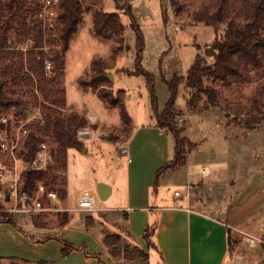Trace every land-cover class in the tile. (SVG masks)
Segmentation results:
<instances>
[{
  "label": "rangeland",
  "instance_id": "obj_1",
  "mask_svg": "<svg viewBox=\"0 0 264 264\" xmlns=\"http://www.w3.org/2000/svg\"><path fill=\"white\" fill-rule=\"evenodd\" d=\"M5 1L3 0L4 3ZM44 1L19 0L13 9L6 5L0 9V20L12 25L5 34L8 47L0 50V73L6 79L7 96L21 101L20 104H14L3 112L1 122L6 120L2 122L7 126L6 137L10 143L17 134L22 119L28 115L26 111H31L32 115H35L37 107L41 105L45 122L40 123L37 117L26 126L30 132L42 136L52 150L47 154L40 152L34 163L28 164L21 156V152L25 149L26 135L20 137L15 153L16 159L8 150L0 146V174L5 176V179L0 180L1 190L6 192L5 197L0 201L3 209L14 215L13 224L25 235L46 238L50 235H62L63 225H60V215H67L68 220H71V216L80 211L78 214L82 218L87 214H93L95 220H100L96 216L99 213L104 220L113 222L114 214L107 217L104 213H112L126 205L129 161L123 150L126 149L130 139L132 145L129 142V157L134 160L130 177L131 188L134 189L135 194L143 196L147 191L154 193L160 190L164 197L169 198L174 196L177 189L185 192L187 188H192L193 199L200 197L201 194L210 195L211 199L201 207L219 216L226 214V203L232 197L235 202L253 206L247 215L249 221L257 225L258 234L251 235H264V59L260 65L249 70L245 79L233 82L231 85L205 77L204 86L214 87L218 91L216 104H208V98L203 94L196 105L188 106L187 100L192 92L186 88L185 82L181 81L175 102L177 124L179 127H185L183 135L195 145L187 153L184 163L158 175L160 166H164L174 155L175 139L171 131L157 125L147 77L129 72L135 70L137 50V36L131 26L129 15L123 9L116 8L115 0H82L84 7L82 28L76 37L74 35L69 48L64 52V75H59L53 70L52 62L50 67L45 65L46 77L54 82L60 81L61 87L65 88L66 105L63 107L51 104L50 100L46 99L45 93L38 86L37 79L32 82L25 68L29 51L37 45L32 33H35L33 30L36 26V14ZM127 1L132 5L136 20L144 34L142 65L154 78L158 109L162 112L171 96L169 81L175 76H185L197 54L206 58L209 64L214 63V55L217 53L216 34L221 35L226 24L219 22L217 27L209 26L203 21H198L195 14L221 0H176L180 8L175 7L172 0ZM225 1L229 10L239 9L242 4V0ZM96 9L119 12L125 27L123 48L115 59L111 57L118 46L114 35L105 38L96 35L92 28L89 29L93 26L92 18ZM59 29L60 27L57 26L54 32L58 34ZM44 46V51L48 55L51 48L60 49L61 42L57 40L50 42L44 38ZM208 48H211L210 52H207ZM119 55H121L120 59ZM94 59H101L109 64L110 68L107 72L115 75L116 85L131 86L130 90L139 96L135 103L134 99L127 105L128 92L125 89L115 88L114 83L112 87L109 85L96 87L91 83ZM109 79L112 80L110 77ZM81 80L85 83L82 84ZM101 88L110 91L114 98L123 100L127 110L129 108L128 112L134 113L135 108L139 107L142 119L133 130L125 128L119 106L110 105L106 98L99 94ZM255 96H259L262 103V117L260 121L248 124L247 119L252 115L255 114L257 118V111L254 108ZM90 109L99 117L94 122L88 121V125L84 128L90 130V136L82 139L78 136L83 146L69 149L67 169L62 170L54 161V150L58 142L52 129L41 127L50 126L45 114L67 117L72 112H78L87 116L86 112ZM100 111L107 112L109 119L104 120ZM137 126L144 128L139 132ZM84 148L86 149L83 150ZM16 165L18 168L16 193L20 209L13 211L11 209L15 204L16 195L12 192L13 187L10 186V182H13ZM41 166L42 168L51 166L54 175L66 176V186L65 193L63 195L59 193L60 202L55 203V208L40 212L30 209L35 197V188L31 193H23L21 186L22 172L30 167ZM156 176H159L157 185ZM52 178L51 175L47 185L49 188L54 186L51 184ZM201 180L203 182L200 184L190 186V183ZM101 181L113 183V193L110 197L105 200L99 199V207L96 210L76 209L79 192L90 190L98 196L97 187ZM55 186L53 189L57 191L59 187L61 188L59 184ZM42 198L44 205L48 206L49 200L46 197ZM222 203H224L222 208L216 207L217 204ZM100 204L111 208V211L102 209ZM36 218L46 227H37L34 223ZM64 237L69 239L68 236ZM245 237L243 239L246 241ZM239 241L242 240L233 239L230 248L232 257ZM121 244L134 245L126 237ZM147 245L149 249V242ZM82 247L81 250L84 252L88 249L85 243ZM248 248L254 250L260 257V264H264V244L258 247L248 246ZM238 258L244 260L243 257H236L234 263ZM142 260L139 259L135 263L144 264L145 261ZM12 261L19 263L16 259ZM100 261L103 262L99 258L95 259V262L102 264ZM19 264L31 263L23 261ZM34 264L44 263L39 260ZM150 264H157L155 255L152 256Z\"/></svg>",
  "mask_w": 264,
  "mask_h": 264
},
{
  "label": "trees",
  "instance_id": "obj_2",
  "mask_svg": "<svg viewBox=\"0 0 264 264\" xmlns=\"http://www.w3.org/2000/svg\"><path fill=\"white\" fill-rule=\"evenodd\" d=\"M19 0H0V9L6 5L13 9L16 2ZM116 8L123 9L131 19V26L136 32V54H135V70L130 73L143 74L147 77L148 87L151 94L152 104L155 110V118L157 125L161 128H167L174 136L175 146L173 157L160 169L157 174L161 172L176 168L185 162L187 153L192 149L195 143L188 137L183 135L185 127H179L177 124V110L175 107L177 89L181 81L185 82L186 88L191 90V96L187 100L188 106H194L205 94L208 98V104H216L218 101V91L214 87L204 86L205 77L218 79L224 82L225 85H231L233 82H238L246 78L249 70L261 64L264 59V0H242L241 7L235 10H229L228 4L225 0H221L212 5H209L202 10L196 12L195 18L198 21H203L206 25L217 27L219 22L225 23L226 28L224 32L219 35L216 34L215 48L217 53L214 55V63L209 64L206 58L197 54L194 62L183 77L175 76L169 81L171 96L162 112L158 109V101L155 93L154 78L145 70L142 65L143 48H144V34L136 20L132 5L127 0H115ZM175 7H179L176 0H172ZM59 32L56 36H48L47 40L50 42H61V48H51L47 55L43 47L44 33L40 27L41 21L36 18V26L32 36L36 39V46L33 47L27 56V68L29 72L28 77L33 82L37 79L39 88L45 93L47 100L51 104L65 106L66 96L65 88L61 87V82H54L46 77L45 62L49 59L53 63V70L59 75H64L65 59L64 52L69 48L70 42L77 33L80 24L83 22L84 7L82 0H59ZM180 8V7H179ZM12 28V25L7 21L0 20V50L8 47L7 37L5 34ZM93 32L102 37H110L114 35L115 41L118 43L117 48L112 53L111 57L116 58L124 44L125 27L121 22L120 14L117 11L109 12L102 9H96L93 14ZM50 37V38H49ZM34 48H37V50ZM38 52V53H37ZM40 53V54H39ZM25 66V65H24ZM23 66V67H24ZM94 73L92 75L91 83L98 87L100 85L113 86V81L109 79L107 71L109 64L101 59H94L92 62ZM4 75V74H3ZM83 83L82 80L80 81ZM6 79L0 73V130L4 128V123L1 122V117L5 109L10 108L14 104H20L18 98H10L5 91ZM99 94L106 98L110 105H118L121 112V117L125 123L126 129H132L130 116L126 104L123 100L114 98L112 93L105 88H101ZM262 103L259 96L254 98V108L257 111L256 116L252 115L247 119V123L251 124L260 121L262 117L261 112ZM258 112L261 114H258ZM48 127L52 129V133L56 138L58 145L54 150V161L57 167L64 170L67 169L68 151L70 148H80L83 143L78 138V130L88 125L86 116L78 112H72L67 117L60 115L52 116L46 115ZM44 138L30 132L26 137L24 146L25 149L21 152L22 158L28 164L34 163L38 154L41 151V145ZM53 168L48 166L30 167L22 172L21 192L31 193L37 181H43L49 185V177L52 175L50 186L55 188L56 184L61 185L58 191L61 195L65 193L66 176L53 174ZM159 176H156L155 184L157 185ZM2 184L0 182V190ZM60 225L68 222L67 215H60ZM0 222L15 223V217L12 213L6 211L1 206L0 201ZM94 217L88 215L86 217V225L90 227L93 225ZM37 227H46L39 219H34ZM155 225H149L143 236L146 242H149V248L155 246L154 236ZM33 237V236H32ZM60 237V236H59ZM34 238V237H33ZM50 238V237H49ZM63 240L64 247L61 249L62 256H66L73 250L82 249V246H77L71 241ZM104 243L108 247L110 254L113 257H120L126 261L136 262L139 259L145 261L144 264H149V252L139 245L129 244L122 245V235L120 233L107 232L104 237ZM229 242L232 244V239L229 233ZM1 260V258H0ZM99 260H101L99 258ZM142 260V261H143ZM102 262V261H100ZM43 263V262H41ZM102 264H104L102 262Z\"/></svg>",
  "mask_w": 264,
  "mask_h": 264
},
{
  "label": "crops",
  "instance_id": "obj_3",
  "mask_svg": "<svg viewBox=\"0 0 264 264\" xmlns=\"http://www.w3.org/2000/svg\"><path fill=\"white\" fill-rule=\"evenodd\" d=\"M81 28L82 23L75 33V37ZM90 28L93 29V26ZM120 58L121 55H119ZM113 76L112 81L115 88L125 89L128 92L127 105L134 99L135 103L139 97L138 94L132 92L131 86L128 84L116 85L115 75ZM135 109L134 113L129 111L132 117V130L142 119L139 107L137 106ZM101 117L104 120L109 119L107 112H102ZM136 128L140 132L144 126ZM130 145H132L131 142ZM133 163L132 158L127 163L126 205L112 213H104L107 217L114 214L113 222L104 220L103 216H99V213L96 216L100 220H95L93 214H87L82 218L78 214L79 211L75 212L76 214L71 216V220L69 219L62 226L63 236L50 235L46 238H33L22 233L12 223L0 222V264H19L23 261L34 264L39 260L44 264H99L95 262V259L98 258L103 260L104 264H139L120 257H113L110 254L103 240L106 233L111 231L122 235V243L126 237L133 244L146 249L149 252V264L153 255L156 257L157 264H233L236 257H243L245 264L261 263L260 257L245 245L246 241L243 239L247 234H258L257 225L251 223L247 215L252 210V205L245 206L242 202H235L231 197L226 203V214L219 216L201 207L211 199L210 195L201 194L200 197L193 199L192 188H187L190 192L189 199L175 194L173 197L166 198L160 190L154 193L147 191L143 196L135 194L134 189L131 188L130 177ZM200 182L203 180L192 182L190 186L200 184ZM112 186L114 188L113 183ZM112 193L113 189L110 195ZM222 205L224 203L217 204L216 207L222 208ZM100 206L104 210L111 211V208L103 207L101 204ZM88 215L94 217L93 225L90 227L86 225ZM149 225H155L153 236L155 246L148 249L143 234ZM229 233L232 243L233 239L242 240L237 243L234 257L230 255ZM242 235L244 236L242 237ZM64 236H68V240L77 246H83L85 243L88 249L85 252L76 249L66 256H61L64 243L60 238ZM14 259L19 263L12 261Z\"/></svg>",
  "mask_w": 264,
  "mask_h": 264
},
{
  "label": "built area",
  "instance_id": "obj_4",
  "mask_svg": "<svg viewBox=\"0 0 264 264\" xmlns=\"http://www.w3.org/2000/svg\"><path fill=\"white\" fill-rule=\"evenodd\" d=\"M60 5H59V0H45L44 4L40 7L36 14V18L41 21L40 27L42 28V31L44 33V38L47 39L48 36L54 35L56 36V32H54L55 28L59 25V13H60ZM33 37V36H32ZM42 47V49H44ZM47 67L51 66V61H46ZM28 115L25 116V118L22 119V122L20 126H18L17 134L14 136V139L11 140V142H8V139L6 137V132H7V126H4V129L0 130V146L3 149H6L10 152V154L16 159V150L20 142V137L22 135L28 136L30 133V130L27 124L31 123V121H34L35 118L39 117V122L44 123L45 119L42 115V107L39 105L37 107V114L32 115L31 111H26ZM86 117L88 121H96L98 118V115L93 112L92 110L87 111ZM28 116V117H27ZM6 121V120H3ZM2 121V122H3ZM78 136L79 138H88L90 136V130L86 128H82L78 130ZM128 145L129 142H127V147L126 149L123 150V152L126 153L128 156V161L131 160L129 157V150H128ZM48 151H52L49 149L47 143L44 141L43 144L41 145V151L43 154H47ZM42 167V166H41ZM17 165L14 168V178L13 182H10V186L13 187L12 192L16 195L15 196V204L12 207L11 210L17 211L20 209L18 207V200H17V180H18V170H17ZM5 179V176L3 174H0V180ZM35 197L33 200L32 207L30 208L31 210L34 211H48L51 209L55 208V203L60 202L59 198V192L53 188H49L47 184L43 181H37L35 185ZM6 195V192L3 190H0V199L4 198ZM176 196H183L187 199L190 198V192L189 189L185 192H181L179 190L175 191ZM78 200H77V208L76 209H81V210H96L99 207V198L96 196L94 193H92L90 190H82L80 191L78 195ZM42 197H46L50 204L48 206L44 205V201ZM25 210H30L29 208H24ZM264 228V224H263ZM246 243L249 247H258L262 246L264 244V235L261 236H254L251 234L246 235ZM235 264H245L243 259H236Z\"/></svg>",
  "mask_w": 264,
  "mask_h": 264
},
{
  "label": "water",
  "instance_id": "obj_5",
  "mask_svg": "<svg viewBox=\"0 0 264 264\" xmlns=\"http://www.w3.org/2000/svg\"><path fill=\"white\" fill-rule=\"evenodd\" d=\"M213 50V49H212ZM211 48H208L207 52H210ZM107 75L113 79V74L111 72H108ZM86 148H84L83 150H85ZM113 186L111 183L105 182V181H101L98 184L97 187V193H98V197L101 200H105L109 197L110 193L112 192Z\"/></svg>",
  "mask_w": 264,
  "mask_h": 264
}]
</instances>
